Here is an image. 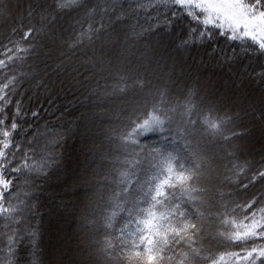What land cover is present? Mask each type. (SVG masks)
Wrapping results in <instances>:
<instances>
[{
  "label": "snow or ice",
  "instance_id": "snow-or-ice-1",
  "mask_svg": "<svg viewBox=\"0 0 264 264\" xmlns=\"http://www.w3.org/2000/svg\"><path fill=\"white\" fill-rule=\"evenodd\" d=\"M140 10L147 27L137 30L140 21H129ZM26 19L6 44L0 39V264H218L210 247L193 246L213 236L199 207H187L208 204L209 190L197 185L217 159L219 186L237 192H221L209 219L224 228L217 237L241 248L219 259L264 264V190L242 203L224 202L225 195L264 182V90L259 107L245 113L259 122L261 145L259 159L249 160L253 146L244 141L252 129L239 113L216 92L187 83L178 90L174 71L168 74L163 57L146 46L179 29L187 39L178 52L203 48L230 77L246 76L234 66L264 59V0H43L29 6ZM221 40L231 55L218 48ZM50 71L87 93L94 111L58 124L41 120L47 109L39 90L48 91ZM251 79L264 85V71ZM31 86L35 111L25 103L26 96L33 102ZM45 103L51 108L55 101L48 95ZM205 139L226 145L224 157L209 158ZM241 171L249 174L246 184L233 179ZM70 173L79 203L70 210L60 200L42 212L41 197L66 185ZM205 251L210 254L202 256Z\"/></svg>",
  "mask_w": 264,
  "mask_h": 264
},
{
  "label": "trees",
  "instance_id": "trees-1",
  "mask_svg": "<svg viewBox=\"0 0 264 264\" xmlns=\"http://www.w3.org/2000/svg\"><path fill=\"white\" fill-rule=\"evenodd\" d=\"M43 2V0H0V39L3 40V42L6 44L7 43V37L10 36L12 29L20 27L21 21L23 20L25 23H28L29 21L26 19V10L29 8V6H35L37 3ZM99 2L103 3L104 0H99ZM123 3L124 0H121ZM140 3H148L149 0H139ZM154 2V0H153ZM48 3H51V0H48ZM127 3H133V0H127ZM13 6V7H12ZM15 8V14L12 20H8L10 18L9 13L11 12V8ZM163 11V9H161ZM8 14V16H7ZM6 15V17H5ZM13 16V15H12ZM153 16H155V13H153ZM97 19H99L97 17ZM137 19L140 21L139 25H136ZM144 19H145V14L143 10H140V14L129 21L130 25H136L137 30H140L141 27H147V24H144ZM31 23L35 24L37 23L36 19H33ZM161 23H163V20H161ZM67 27V25H65ZM77 28H79V25H76ZM84 27H87V24L84 25ZM12 39H19V36H11ZM156 39L158 41L157 45L164 43H167L170 41L171 47L174 49V54L176 53L177 55H181V53L185 52L187 53L188 56L190 55H198L200 54L201 60H204L205 63H207V67H204V69L210 68L211 70H214L216 72H219L221 74L223 79L226 80V82L232 86V89L235 91L237 88L243 89V87L247 85H251L253 88L252 92V102L254 103L256 99H259L261 101V93L262 90H264V85H260L258 80H252L251 77L253 76L254 73H260L261 71H264V68L261 67L262 64H264V59H261L259 61L252 59L250 61H244L239 65L234 66L235 71H239L241 73H246L247 75L244 77L243 80V87H241V80H238L237 76L232 75L231 77L228 74V68H220L215 64V60L205 53V49L200 48V47H195V48H189L183 51H177V45L181 43L182 40L187 39V37L182 36L180 33V30L177 29L175 33L169 35L167 33H160L156 37L152 38V41ZM168 39V40H167ZM147 49L151 52H154V47L156 45H152L151 43H146ZM11 47V45H9ZM21 47H25V45H21ZM143 47V45L141 46ZM219 49H223L224 52H227L228 55H231V50L227 47V45L224 43L223 40L219 41L218 44ZM4 49L0 47V53H2ZM191 53V54H189ZM133 55L136 57H139L141 55L140 52H133ZM156 54V53H155ZM19 56H23L24 53H17ZM184 55V54H183ZM159 54H156V58H158ZM0 59H5V57L0 54ZM147 61H145L146 63ZM43 67V65H41ZM4 69H0V75H3ZM243 76V75H242ZM186 78V77H185ZM64 78L62 76L58 77V75L55 72H49V75L44 79V84L45 87L48 89L46 92L44 88H41L39 90V97H40V103L43 104L44 108L47 109V112L41 111L40 116L41 120H47L50 121L53 124H58V123H63L64 121H69V120H79L82 115H87L90 109L88 105L90 104V101L87 99V93H83L82 91H79L75 88H71L68 84L62 83V80ZM235 81V83H233ZM188 84V81L186 82ZM254 84V85H253ZM190 87H196L195 83L191 82L188 84ZM33 88V91H30L28 93V96H33V102L31 104H28V99L27 96L25 97V103L28 105V107L32 110L35 111L36 108L39 106L35 103V87L31 86ZM183 88V87H182ZM181 88V89H182ZM198 88V87H197ZM179 90V88H178ZM50 95L51 100L55 101L53 103L51 108H48L47 103H45V96ZM175 95V94H174ZM256 99H255V98ZM115 103L119 104L121 103L120 101H116ZM260 105V102L257 103ZM256 104V105H257ZM252 105V103H251ZM259 107V106H257ZM241 109V108H240ZM94 110V109H93ZM247 112H249L248 109H246ZM239 112V115L241 116L240 113H246L245 111ZM54 113V115H53ZM63 115V120L58 119V117ZM31 113L29 112V115ZM241 117V121L247 126H255L257 127V130L259 132V122L258 121H253L250 116H245V114ZM245 120V121H243ZM27 127V125H25ZM237 131H242V129H237ZM255 131L252 128V135L248 137L244 143L248 144H253L254 143L257 145V149L255 151H252V156H247L245 157L246 159H252L253 156L256 159H259V150H260V136L255 137L254 133ZM71 143V142H70ZM147 143H152V140L150 139L147 141ZM203 143L206 145L205 151L207 152V155L209 158H222L224 157L225 153L221 151L222 147H226V145H222L219 143H216L212 139H205ZM243 162V159L240 161V163ZM225 163L227 161L225 160ZM75 164L72 165L74 168ZM147 167V166H146ZM219 167V159L216 160L215 163L210 164V171H206L204 174V178L199 182L197 185L198 187H204L209 190L208 194V204L204 207L200 206H192L188 205V208H193V207H199V210L201 213H203L205 217V225H206V234L211 233L213 236V239L207 242L204 245L201 244H196L193 245L194 247H205V248H211L213 252L216 254V258L218 261V264H234V261H232V258L230 256H224L223 260H220L219 257L222 253L225 252H239L241 251V248L237 246L236 241H229L225 238L222 237H217L216 234L218 232H224V228H219V227H213L214 224L217 223V221L209 219L210 215H214L216 209L214 207H211L213 202H216L217 204L220 201V193H228V192H237V189L234 187H220L218 183V176L219 173L216 172V169ZM249 175L245 171H241L239 177L233 178L234 180H243V182L246 184L247 179H245V176ZM220 179L223 177L220 176ZM65 185H59V186H54L50 189H48L47 193L41 197V200L44 202L46 205L45 208H42L41 211L45 212L47 211V207H50L52 203L60 201V200H65L68 201V208L70 210H73L75 206L79 203L80 197L78 195H73L72 192L65 193V194H57L55 195L56 191ZM261 190H264V182H257L254 185L249 186L247 192L243 191V189L238 190V194L235 196H224V202L228 203L229 201L235 199L238 202L242 203L245 197H250L252 194H258ZM179 195V193L177 194ZM235 205H232L234 207ZM47 219V218H46ZM257 219H259V216H257ZM242 220V217H241ZM239 222V221H237ZM3 222L0 221V224ZM231 229H229V233H231ZM49 235V234H48ZM256 243H262V241L257 240ZM43 245H44V239H43ZM250 247V245H249ZM177 252L179 251H188L187 247L184 248H177ZM210 253L205 251L201 253L202 256H208ZM171 255V253H170Z\"/></svg>",
  "mask_w": 264,
  "mask_h": 264
},
{
  "label": "rangeland",
  "instance_id": "rangeland-1",
  "mask_svg": "<svg viewBox=\"0 0 264 264\" xmlns=\"http://www.w3.org/2000/svg\"><path fill=\"white\" fill-rule=\"evenodd\" d=\"M15 8L16 6H14V8H11V12L9 13L10 18H8V20H12V18L14 17ZM170 43H171L170 41H168L167 43L163 42L158 46L157 45L158 41H156V39H154L151 42L152 45H156L154 47V53L159 54L158 58L156 59L163 57L164 61L168 65L165 71L168 74H171L174 71L175 77L180 80V84L178 86L179 89H181L184 86V84L188 81V84L193 82L195 83L196 87L203 89L205 91L216 92L224 98V103L226 107L234 110L233 114L239 113L246 109L250 111L249 105H251V103L252 105H256L257 103L260 102L259 99H256L255 97L254 98L256 99V101L254 103L252 102L253 101L252 92L253 89L255 88H253L251 85H247L243 87V89L239 87L234 91L232 89V86L230 87V85L226 82V80L223 79L221 75H219L221 73L211 70L210 68L204 69V67H207V63H205L204 60H201L200 54L195 56L194 55L188 56L187 53L185 52L181 53V55H177L176 53L174 54L175 51L171 47ZM153 68H155V66H153ZM161 68H163V64H161ZM244 77L245 76H241L240 78H238V80L241 79L244 80ZM197 81H199V83H197ZM256 106L259 105L257 104ZM91 111L94 110L92 109ZM91 111H89L87 115H90ZM245 112H247V110ZM240 114H241L240 117H243L242 114L244 115L245 113H240ZM248 128L250 129L253 128V130L255 131L254 132L255 135H257L255 137H259V132L257 130V127L252 125L249 126ZM252 146H253L252 151H255L257 149V145L254 143V145L252 144ZM71 186H72V180L70 173L67 179V184L65 186L60 187L55 192L56 193L55 195L60 193L65 194L72 192ZM64 226L67 227V223H65ZM43 239H44V247L47 248V245L50 240V233L46 232Z\"/></svg>",
  "mask_w": 264,
  "mask_h": 264
}]
</instances>
